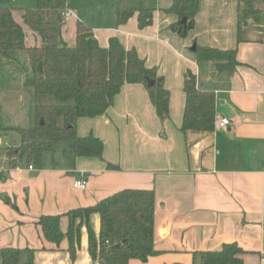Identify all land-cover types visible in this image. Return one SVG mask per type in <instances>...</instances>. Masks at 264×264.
Instances as JSON below:
<instances>
[{"label":"crops","instance_id":"1","mask_svg":"<svg viewBox=\"0 0 264 264\" xmlns=\"http://www.w3.org/2000/svg\"><path fill=\"white\" fill-rule=\"evenodd\" d=\"M120 1L112 0L113 11L102 13L96 23L82 21L68 0L67 9L75 16L64 24L63 40L75 45L80 21L93 29L100 46L118 38L126 49H136L164 79L170 118L158 117L144 84H125L104 115L77 123L80 137L92 134L104 143L103 159L74 158L69 144L60 143L43 155L40 169L10 168L0 153V250H34V264H102L90 255L85 222L73 260L68 239L59 245L48 242L40 218L62 216L61 229L67 233L70 211L93 209L122 191L141 190L155 194L159 253L129 264H201L203 253L221 251L226 244L244 251L242 264H264V0H200L186 38L171 29L178 21L166 12L172 0L145 3L154 10L153 23L145 28L139 26L138 14L118 24ZM124 1L133 8L140 4ZM22 16L23 11L14 12L26 47L41 45ZM193 46L236 50L239 65L232 75L220 72L215 62H198ZM188 72L200 88L215 92L216 115L229 119L231 126L213 132L181 130ZM23 101L20 96L18 102ZM12 112L8 120L0 115V129L12 139L11 145L2 138L5 146H18V130L35 126L22 121L21 106ZM80 179L88 181L86 191L73 187ZM89 224L99 241L100 216L92 214Z\"/></svg>","mask_w":264,"mask_h":264},{"label":"trees","instance_id":"2","mask_svg":"<svg viewBox=\"0 0 264 264\" xmlns=\"http://www.w3.org/2000/svg\"><path fill=\"white\" fill-rule=\"evenodd\" d=\"M35 9H24L23 22L41 39V45L26 47L23 27L14 18L13 0H0V59L9 60L23 51L26 53L31 76L26 86L36 96L53 99L52 103H36L33 129L18 130V146L0 149L10 168L42 167L43 155L53 152L60 143H67L74 158L103 159L104 143L94 135L80 137L77 123L82 118L104 115L114 104L125 84H144L158 117L170 118V92L157 83L155 68H148L136 49H126L118 38H111L108 47L100 46L93 29L84 22L76 24V42L69 46L63 40L65 21L62 13L68 0H33ZM200 0H172L166 9L178 21L172 31L186 38L195 26ZM154 10L144 0L133 8L121 0L117 5V22L123 25L138 14L139 26L153 23ZM186 18V24L182 20ZM198 62H215L217 70L233 74L239 65L236 50H220L197 46ZM186 105L181 130L184 133L213 132L216 120V95L198 86L194 74L185 77ZM6 133L0 129V139ZM109 169L116 166L108 164ZM3 172H0V180ZM98 214L101 220L99 241L90 228V217ZM70 220L67 233L61 229L62 216H43L38 225L45 239L59 245L65 238L69 252L76 258L80 230L85 222L89 229V252L102 264H129L131 260L146 262L159 252L155 248V194L152 191L125 190L102 201L93 209H78L66 214ZM244 251L237 244H226L221 251L203 253L201 264H242ZM26 255V261L21 258ZM34 250L5 248L0 250L1 264H34Z\"/></svg>","mask_w":264,"mask_h":264},{"label":"rangeland","instance_id":"3","mask_svg":"<svg viewBox=\"0 0 264 264\" xmlns=\"http://www.w3.org/2000/svg\"><path fill=\"white\" fill-rule=\"evenodd\" d=\"M130 1L137 5L141 2V0ZM144 1L149 5V2L154 0ZM69 4L71 7L79 9L82 21L87 19L88 21L101 23L97 18L104 12L105 15H110L109 13L113 11L112 0H69ZM12 6L17 15L21 14L24 9H35L36 3L33 0H13ZM0 75L2 76L0 80V115L3 118L2 120L12 118V111L19 105L23 109L22 121L26 122L27 125L30 123L32 126L35 125L34 109L36 103H52L53 99L46 96H36L34 89L24 84V80L31 76L26 53L23 51L15 53L12 61L0 59ZM20 96L24 98L21 104L18 102ZM7 137H9L8 134L4 133L3 138L12 145V139Z\"/></svg>","mask_w":264,"mask_h":264},{"label":"built area","instance_id":"4","mask_svg":"<svg viewBox=\"0 0 264 264\" xmlns=\"http://www.w3.org/2000/svg\"><path fill=\"white\" fill-rule=\"evenodd\" d=\"M74 15V13L68 9H66L63 13H62V17L64 19L65 22H67L70 18H72ZM229 126H231V121L227 118H221L219 116H216V120H215V130H219V129H226ZM3 141L2 139H0V149L3 148ZM30 169H33V166L29 167ZM89 183L87 180L85 179H80L74 182L73 187L77 190H82V191H86L88 189Z\"/></svg>","mask_w":264,"mask_h":264},{"label":"water","instance_id":"5","mask_svg":"<svg viewBox=\"0 0 264 264\" xmlns=\"http://www.w3.org/2000/svg\"><path fill=\"white\" fill-rule=\"evenodd\" d=\"M186 22H187V19L184 18V19L182 20V23H183V24H186ZM192 50L195 51V50H196V46H193ZM156 83H157L158 85H160V86H163V85H164V79H163V78H160L157 82H155L154 80H151V79L148 80V86H149V87L155 85Z\"/></svg>","mask_w":264,"mask_h":264}]
</instances>
